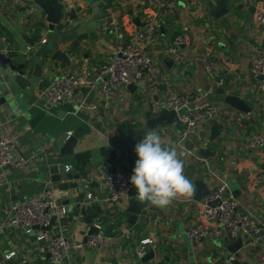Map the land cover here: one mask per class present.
Segmentation results:
<instances>
[{
    "label": "crops",
    "instance_id": "1",
    "mask_svg": "<svg viewBox=\"0 0 264 264\" xmlns=\"http://www.w3.org/2000/svg\"><path fill=\"white\" fill-rule=\"evenodd\" d=\"M58 1L65 6L66 12L73 10L76 16V23L65 18L64 24L68 28L82 27L86 31L77 44L60 46L75 64V72L71 73L57 63L50 64L30 98L18 95L11 100L3 76L22 68L27 71L28 59L48 43L47 23L42 11L37 17L26 14V3L22 0H0L4 36L0 51V130L14 138L15 157L26 163L23 169H0V223L15 204L14 198L20 202L23 197L36 196L47 184L57 204L56 214L62 218L63 209L57 202L64 198V194L57 185L41 181L45 174L44 161L53 156L52 142L65 132L85 127L91 132L74 148L75 162L85 168L91 159V151L98 149L102 163L87 171L89 185L81 179L78 184L84 186L86 199L88 194L94 197L89 201L93 204L88 212L90 215L95 213V205L102 202L103 222L99 224L96 220L94 224L104 226L100 233L105 236V241L95 251L86 249L84 238L88 227L77 222L72 228V221H66L64 225L57 222L51 230L37 231L35 235L8 228L0 235V264H49L44 241L39 242L37 237L42 234L48 240L60 232L67 234L73 245L68 257L60 264H228L230 255L235 257L233 264H258V250L247 248L243 238H208L190 245L184 230L188 224L199 220L198 203L202 199H194L196 180H201L209 191L219 181H224L239 208L248 212L256 225L264 227V194L251 183L257 170L264 167V151L250 146L255 135L264 134V97L258 96L257 82L249 75V64L259 53L260 43L264 40V34L255 24V16L264 8V0H240L238 5L233 0L229 4V14L219 19L208 16L216 0H178L176 10L158 23L152 56L168 82L157 85L153 99L161 102L171 86L181 95L195 96L193 106L213 103L217 106L214 126L219 130V136L209 142L210 126L206 124L199 129L197 145L212 154L207 160L195 151L178 148V152L184 153L181 157L184 174L194 186L190 197L176 198L167 207L159 208L140 201L133 186L135 200L146 204L142 216L134 224L128 223L126 210L129 201L113 205L104 201L106 188L100 176L105 169H118L125 162L134 164L137 159L134 148L116 153L107 146L106 140L124 131L141 130L155 117L149 112L144 94L147 80L131 91L126 89L107 99L101 91L97 68L105 56L113 52L120 36L145 26L154 6L151 0H109L107 4L101 0H97V4L86 0ZM240 5L242 8L238 10L236 6ZM251 7L253 12H249ZM181 34L187 39L182 55L191 59L190 65L181 64L166 53L172 38ZM44 39L46 43L43 45L41 41ZM204 55L214 63L212 78L202 66ZM81 70L87 72L86 84L74 97L59 105L49 104L39 97L54 77L77 74ZM220 90L224 95L243 100L251 109L250 114L237 112L224 104ZM238 114L245 116L243 129L234 124ZM154 131L161 135L165 146H175L182 132L171 126H160ZM70 194L77 196L75 191ZM74 209V206L69 207L70 211ZM145 238L153 242L148 252L153 250L154 257L143 263L137 259L136 252L139 242ZM238 239L242 240V248L230 253L224 241L234 243Z\"/></svg>",
    "mask_w": 264,
    "mask_h": 264
},
{
    "label": "built area",
    "instance_id": "2",
    "mask_svg": "<svg viewBox=\"0 0 264 264\" xmlns=\"http://www.w3.org/2000/svg\"><path fill=\"white\" fill-rule=\"evenodd\" d=\"M18 2V0H13ZM28 6L27 14L31 17L41 16L39 7L31 0H22ZM178 0H151L154 9L149 14L143 28L135 29L128 35H122L118 39L113 52L105 56L97 68L101 91L105 98L114 97L118 92L126 90L128 86H136L144 79L147 80L145 97L149 112L154 117L161 111H174L181 124L186 129L179 135L175 147L183 149L185 141L193 145L199 143V129L208 121H213L217 116V106L213 103L193 106L195 96L192 94L181 95L171 86L167 88L161 102L155 101L153 95L157 85L167 84L168 79L164 72L153 61L152 46L156 41L158 23L167 19L177 8ZM257 28L264 34V8L255 16ZM186 36L176 35L166 47V53L176 58L181 64L190 65L191 59L182 55V49L186 46ZM42 40L41 44H45ZM4 36L0 21V51L3 49ZM29 50V49H28ZM202 66L209 77H213L215 69L213 61L207 55L202 57ZM85 70L77 74H66L54 77L49 86L39 93V97L52 105H59L67 98H72L77 90L86 84ZM249 75L257 82L256 93L264 97V40L260 43V50L249 64ZM235 126L243 129L245 116L238 114L234 120ZM250 146L254 150L264 151V134L255 135ZM26 163L15 157V140L0 130V169L11 167L23 169ZM134 164L125 162L118 169H105L101 173V180L106 188L104 201L108 204H117L130 201L133 185L130 176ZM254 187L259 188L264 194V167L259 168L251 178ZM89 185L90 181L85 180ZM92 194L87 195L88 202L93 200ZM199 220L190 223L184 230V236L190 245H196L200 241L222 237L243 238L247 248L258 250L257 262L264 264V227L256 225L246 211L239 208L238 202L232 198L227 184L224 181L212 188L199 203ZM57 204L50 186L47 184L43 190L33 197H23L10 207L5 220L0 223V235L5 229L11 228L28 234L35 227L46 228L56 214ZM150 219V216H149ZM37 240L44 241V249L49 256V264H60L67 258L73 245L70 237L64 233H58L48 240L44 235H39ZM105 241L102 233L88 236L84 247L88 250H97ZM149 238L139 242L136 257L143 259L152 245ZM9 258V257H8ZM234 255L227 258L228 264H233Z\"/></svg>",
    "mask_w": 264,
    "mask_h": 264
},
{
    "label": "water",
    "instance_id": "3",
    "mask_svg": "<svg viewBox=\"0 0 264 264\" xmlns=\"http://www.w3.org/2000/svg\"><path fill=\"white\" fill-rule=\"evenodd\" d=\"M94 1L97 4V0H86ZM109 0H101L103 4H107ZM234 2L233 0H216L214 9L208 14L213 19H219L229 14V4ZM40 10L45 14V21L47 23V45L42 47L36 55L28 59L27 71L22 68L18 72H7L3 76V81L8 90V98L15 99L16 96L21 95L25 98H30L33 95V91L43 77L44 73L47 72L50 64L57 63L65 66L69 72H75V64L72 63L69 56L64 53L60 46L67 43L77 44V40L85 36V28H68L65 25V18L69 19L70 22L76 23V16L73 10L68 12L65 11V6L58 0H32ZM234 4H240V0H235ZM241 10L242 6H236ZM249 12H253V8L249 9ZM142 26V25H140ZM128 90L135 89L134 85L127 87ZM221 101L232 108L233 110L243 113L250 114L251 109L238 97L227 96L220 90ZM210 128L209 142L214 141L219 136V130L214 126V122L208 121L207 123ZM160 126H171L179 132H183L186 129L185 124H181L177 114L174 111L163 110L161 113L150 120H148L143 128L138 131H124L122 134L116 137H109L106 140V144L109 148L113 149L116 153H121L126 150L133 149L135 144L142 137L146 130H156ZM91 130L85 127H77L72 132L63 133L56 141L51 143V148L54 153L53 156L46 158L44 161L45 174L41 176V181L47 180L48 182L57 185V189L64 194V198L58 200V205L63 210L61 211L62 218L55 216L52 218L50 224L46 228L35 227L28 232L29 235H35L37 231H49L52 225L60 222L62 225L66 221H72V228L75 223L79 222L88 227L84 242L88 236L96 235L102 232L104 226L98 227L95 225V221L102 223V214L100 205L102 202L95 205V213L90 215L89 209L93 206L91 202L85 197L84 186L78 184V181L86 180L87 171H91L95 166L102 163L98 149L91 151V159L85 164V168L81 167L75 162L74 159V148L78 145L79 141L87 136ZM184 150L195 151L198 156H201L204 160L209 159L212 154L204 148L198 145H193L190 141H185L183 144ZM97 171V170H94ZM70 182L71 184H67ZM196 193L194 196L195 200L203 199L208 195L209 190L201 180L194 182ZM75 191L77 196L72 197L70 192ZM134 193L129 201L126 212L129 214L128 223L134 224L138 217H141L146 204L137 202ZM22 200V199H21ZM20 200V201H21ZM14 203H17V199L14 198ZM74 206L75 209L70 211L69 207ZM65 219V221H63ZM225 246L228 248L230 253H235L242 248V240L238 239L232 243L228 240L224 241ZM154 257L153 250H150L148 254L141 259L143 263L152 260ZM49 259V256H47Z\"/></svg>",
    "mask_w": 264,
    "mask_h": 264
},
{
    "label": "clouds",
    "instance_id": "4",
    "mask_svg": "<svg viewBox=\"0 0 264 264\" xmlns=\"http://www.w3.org/2000/svg\"><path fill=\"white\" fill-rule=\"evenodd\" d=\"M137 157L130 183L142 202L165 208L176 198L190 197L194 186L184 174V153L165 146L156 131L146 130L134 146Z\"/></svg>",
    "mask_w": 264,
    "mask_h": 264
},
{
    "label": "rangeland",
    "instance_id": "5",
    "mask_svg": "<svg viewBox=\"0 0 264 264\" xmlns=\"http://www.w3.org/2000/svg\"><path fill=\"white\" fill-rule=\"evenodd\" d=\"M25 10H26V11L28 10V6H27V5L25 6ZM26 14H27V13H26Z\"/></svg>",
    "mask_w": 264,
    "mask_h": 264
}]
</instances>
